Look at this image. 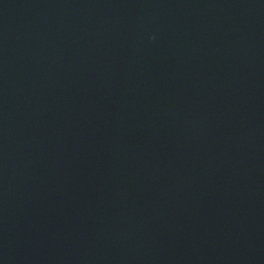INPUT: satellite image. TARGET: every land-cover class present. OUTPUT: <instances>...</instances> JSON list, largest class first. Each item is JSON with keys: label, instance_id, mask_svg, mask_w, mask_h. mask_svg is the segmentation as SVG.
Here are the masks:
<instances>
[{"label": "water", "instance_id": "water-1", "mask_svg": "<svg viewBox=\"0 0 264 264\" xmlns=\"http://www.w3.org/2000/svg\"><path fill=\"white\" fill-rule=\"evenodd\" d=\"M0 264H264V0H0Z\"/></svg>", "mask_w": 264, "mask_h": 264}]
</instances>
